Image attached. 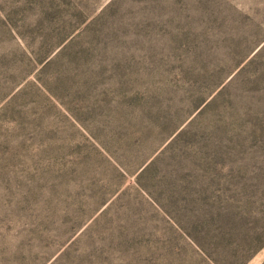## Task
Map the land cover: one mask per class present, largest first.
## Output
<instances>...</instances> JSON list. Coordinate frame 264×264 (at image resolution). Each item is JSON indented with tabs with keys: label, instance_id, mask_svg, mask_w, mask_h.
<instances>
[{
	"label": "rangeland",
	"instance_id": "rangeland-1",
	"mask_svg": "<svg viewBox=\"0 0 264 264\" xmlns=\"http://www.w3.org/2000/svg\"><path fill=\"white\" fill-rule=\"evenodd\" d=\"M0 264H264V0H0Z\"/></svg>",
	"mask_w": 264,
	"mask_h": 264
}]
</instances>
